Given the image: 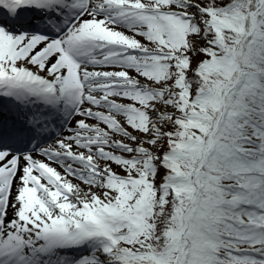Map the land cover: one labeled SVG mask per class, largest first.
I'll return each instance as SVG.
<instances>
[{
  "label": "snow or ice",
  "instance_id": "snow-or-ice-1",
  "mask_svg": "<svg viewBox=\"0 0 264 264\" xmlns=\"http://www.w3.org/2000/svg\"><path fill=\"white\" fill-rule=\"evenodd\" d=\"M0 264H264V0H0Z\"/></svg>",
  "mask_w": 264,
  "mask_h": 264
}]
</instances>
